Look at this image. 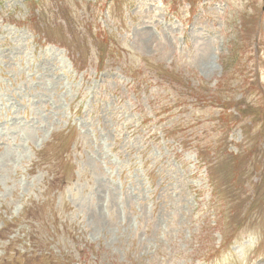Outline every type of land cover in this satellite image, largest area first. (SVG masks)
I'll return each mask as SVG.
<instances>
[{
    "label": "rangeland",
    "instance_id": "374dc122",
    "mask_svg": "<svg viewBox=\"0 0 264 264\" xmlns=\"http://www.w3.org/2000/svg\"><path fill=\"white\" fill-rule=\"evenodd\" d=\"M16 263L264 264V0H0Z\"/></svg>",
    "mask_w": 264,
    "mask_h": 264
}]
</instances>
